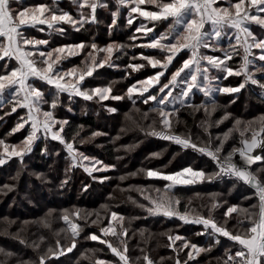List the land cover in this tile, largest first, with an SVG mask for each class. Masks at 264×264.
<instances>
[{
	"label": "snow or ice",
	"instance_id": "6c2138e0",
	"mask_svg": "<svg viewBox=\"0 0 264 264\" xmlns=\"http://www.w3.org/2000/svg\"><path fill=\"white\" fill-rule=\"evenodd\" d=\"M115 2L117 10L111 13L113 19L109 31L111 32L112 26L117 24L116 18L120 15L122 6L128 10V26H133L134 20L139 21L128 39L141 42L133 43L131 47L148 50L142 51L139 55L133 54L126 64L125 70L130 69L133 73L145 70V78H137L135 83L127 87L124 95H112L111 86L91 87L90 84L91 80L102 75L99 70L104 69L106 65L108 68L116 67L112 59L114 52H123L129 45L113 42L99 47L93 40L88 43L81 41L53 47L49 39H35L26 35L29 28L38 25H46L51 30L49 36L52 32L63 35L65 30L58 27L62 23L80 32L84 25L97 22V9L109 6L106 0H72V4L78 9L76 17L66 11L57 14V10L45 3L13 8L14 3L21 4L22 0H0V109L10 105L11 112L5 113L6 115L15 113L18 109L24 110V115L19 117L9 135L21 130L27 131V135L19 144L9 145L4 139H0V148L3 149L0 152V165H4L12 157H18L23 161L24 156L32 152L36 141L50 138L63 145L72 167L79 164L90 176L94 172L106 173L115 169V165L106 164L96 157H89L75 146L79 133L70 135L72 131L70 121L57 118L55 115L62 103L61 94L67 93L69 98L81 97L86 101L93 100L94 97L100 100L111 98L116 101L127 98L133 105L139 100L149 105V110L157 113L159 117L158 126L157 121L153 120L147 126L146 135L178 145L184 151L191 150L207 157L218 171L207 173L204 169L195 170L188 166L172 173L151 168L138 169V173H145L150 179L170 182L165 185V191L176 185L203 183L205 180L211 181L220 176L233 177L253 189L252 195L245 196V199L256 200L250 208L257 211L241 209L248 222L247 226L242 232H233L225 226L227 220L224 224L217 223L211 209L207 217L199 214L191 216L187 209L181 212L178 207L179 198L165 196L154 199L150 195H144L145 190L136 189L141 192L144 200L148 201L147 206L144 204L139 206L152 216L162 215L177 218L185 224L202 225L203 231L195 235L210 236L216 245L221 244L220 237L227 238L231 242V247L226 250L227 259L223 264H264V137L261 136L264 133V122L259 131H256L251 128L254 122H247L241 129L242 121L237 119L233 129L213 137L209 128L223 123V120L228 119V115L214 122L206 119L201 122V127L208 135L207 140H201L200 137L194 139L190 133H179L176 130L182 109L191 108L193 111L203 109L206 117H210L211 112L218 107L214 94L240 93L251 84L261 89V95L264 96V33L258 36L250 27L255 24L264 29V0H115ZM134 13L138 15L133 16ZM169 21L165 30H157L158 25ZM229 30L232 34L228 36L227 48H224L221 46V40L228 35ZM137 33L140 35H136ZM39 46L46 47L42 49ZM202 49L212 53L219 52L220 55H209ZM253 49L259 50V54H255ZM182 52L184 56H180ZM100 53L105 55L100 56ZM185 56L187 58H184ZM70 57L82 59L79 64H74L70 68L61 67L62 62ZM235 57L241 59L237 68H233L229 63L234 61ZM116 58L120 59V56ZM149 68L154 71L149 73L147 71ZM253 68L254 71L250 70ZM210 69L221 73L225 80L229 77L243 76V82L235 87L215 86L213 82L218 81L220 77L210 76ZM256 73L261 75L257 77ZM42 85H47L48 88L45 89ZM197 92L207 98L200 105L192 102ZM68 111L71 112L72 109L68 108ZM109 111L115 112L117 109L111 108ZM143 115L147 119L149 113L145 112ZM233 131H239L240 146L232 147L230 151L225 152V144ZM248 131H251L250 138L245 135ZM99 135L102 133H93V136ZM78 142L84 143L83 140ZM258 148L261 150L260 154L255 152ZM152 155L159 157L161 154ZM83 161H89L91 167L85 165ZM130 175L135 176L137 173ZM93 178L99 179L101 183L110 179L107 175ZM119 179L123 181L126 177L121 176ZM156 191L159 192L160 189ZM103 207L107 211V206ZM216 207V204L212 205L213 209ZM234 212H237V207L230 206L224 216L230 217ZM75 215L80 218L79 213ZM62 219L71 232L70 245L65 247L57 240L55 248L48 247L43 255L38 256V262L23 264H51L53 259L58 260L77 247V238L82 231L81 225L73 222L67 212ZM83 219L87 222V217ZM123 220V216L112 211L107 226L100 227L99 234L92 233L86 237L105 244L118 258L115 264H129L127 244L121 240L120 243L123 245L121 250L102 237L126 236L128 230L122 224L120 232L113 226V221ZM102 223L99 214L97 219L91 221V224L97 226ZM239 223L243 225L244 221ZM168 239L177 252L175 264H189L190 261L199 264L197 256L201 252L211 250L201 248L180 235L174 237L169 235ZM176 241H183L178 249L175 248ZM21 243L24 241L21 240ZM38 247L34 244V249ZM183 249L190 250L186 254L187 259L181 261L179 254ZM0 253L5 256L12 255L3 249H0ZM143 259L146 264H153L149 256L145 255ZM96 264L111 262L98 260Z\"/></svg>",
	"mask_w": 264,
	"mask_h": 264
},
{
	"label": "trees",
	"instance_id": "16d2710c",
	"mask_svg": "<svg viewBox=\"0 0 264 264\" xmlns=\"http://www.w3.org/2000/svg\"><path fill=\"white\" fill-rule=\"evenodd\" d=\"M39 3L52 6L53 0H23L24 6H34ZM107 3L108 11L105 12L103 8H98L97 22L84 25L80 32H76L70 25L62 23L58 27L65 30L63 35L52 32V35L49 36L51 30L45 26L29 28L26 35L35 39H49L50 45L53 47L81 41L88 43L93 40L99 47H104L111 42L133 43L128 37L134 33L139 21L134 20V25L128 26V10L121 6L120 15L116 18L117 24L112 26L110 32L109 26L113 19L111 13L117 10V6L115 0H108ZM65 9L76 17L77 12L72 8V2L67 1ZM168 23L170 21L158 25L157 30H165ZM228 43V38L221 40V46L224 48H227ZM45 47L40 46L42 49ZM142 51L148 50L140 49V53ZM123 52L127 54L124 55ZM123 52H114L112 59L117 66L108 68L106 65L104 69H100L102 75L97 76L95 80L89 78L91 85L114 86L117 90L112 89L113 94L119 92L124 95L127 87L137 78L141 79L145 70L136 73L131 72L130 69L125 70L126 64L131 60L133 54H138V50L134 51L133 47H127L123 49ZM99 55L103 56L104 53ZM117 56H120V59H117ZM180 56H184V53ZM81 59L82 57H70L62 62L61 67L70 68L74 64H79ZM229 63L232 67L239 66L241 59L235 57L234 61ZM147 71L151 72V69L149 68ZM256 75L259 77L261 73H256ZM229 79L233 83H228L225 86L226 82L223 81L225 82L224 87H235L243 82V76H234ZM42 87L48 88L47 85H42ZM261 91L257 86L249 84L240 93L214 94L218 107L214 112H211L209 106L210 117H206L203 109L199 111H193L191 108L182 109L179 113L180 122L176 124V130L179 133H190L194 139L200 137L201 140H207L208 135L201 127L202 121L206 119L209 122L219 121L226 113H235L240 115L241 129L247 122L252 121L254 123L251 128L258 131L264 122V96L261 95ZM206 99L202 93L197 92L192 102L200 105ZM80 101H85V105L82 106ZM61 102L56 115L70 121L72 129L70 135L79 133L75 145L78 150L84 154L95 155L108 164L118 166V171H115L114 179L101 183L99 179L93 177H101L104 173L94 172L90 176L79 165L72 167L71 160L63 146L55 141L46 145L44 139H40L39 143L33 147L32 152L24 156L23 161L20 158L11 159V162L5 164L7 168L0 170V196H2L0 229L2 226L7 231V227L11 226L12 222L13 225L16 223L17 219L10 222L5 220L7 216L23 220L25 224L16 236L8 235L11 232V227L4 234L0 232V249L6 253H12L11 256L0 253V264L38 262V256L43 255L48 247L55 248L57 240L65 247L69 246L71 232L62 219L65 212L69 214L73 222L81 225L82 231L77 238V247L58 260L53 259L51 264H96L98 260L105 261L106 259L116 261V257L105 244L86 238L92 233L99 234V228L107 226L112 211L124 217L122 222L113 221L117 232H120L121 224L128 231L126 236L113 237L110 235L106 239L114 246L120 247L121 250L123 245L120 241H125L131 264H146L143 259L145 255L149 256L153 264H175L177 252L171 246L169 235L173 237L180 235L201 248H210V251L201 252L197 256L196 260L199 264H223V261L227 259L226 250L231 247V242L227 238L220 237L221 244L216 245L210 236L195 235V233L203 231L202 225L185 224L177 218H167L162 215H149L144 208L139 206L140 204L147 206L148 201L144 200L141 192L136 189L145 190L144 195H150L154 199L165 196L179 198V210L184 212L187 209L191 216L199 214L207 217L211 209V214L217 223L224 224L227 220L225 226L233 232H242L247 226L248 222L244 213L240 211L241 209L257 211L250 208V205L256 203V200L245 199V196L252 195L253 189L235 178H225L218 182L216 177L211 181L205 180L203 183L176 185L165 191V185L170 182L147 178L145 173H138L137 170L151 168L159 169L164 173H172L188 166L195 170L204 169L207 173L218 170L204 156L180 150L171 143L159 141L155 137L146 135L147 126L153 120L157 121L158 126L159 117L157 113L149 110V105H145L139 100L135 105L127 98L120 101L111 100L112 105L117 109L116 114H107L104 105L93 101L88 102L80 97L69 98L65 93L61 94ZM4 108L0 111L2 117L0 123H3L0 128L2 137L9 136L7 129L12 127V115L17 113L6 115L5 113L10 112H5ZM68 108H71L72 111L69 112ZM118 112L124 115L123 118L119 117L120 113ZM145 112L149 113L147 119L143 115ZM115 115L120 120H116ZM111 117H115L114 120H111ZM98 118L106 120L107 124L103 127ZM233 119L236 120V118ZM6 123L7 127L3 129ZM225 125L226 123H221L218 126L210 127L209 132L213 137L222 135V128ZM102 128L106 129V133H115L114 136H104L103 139L97 136L83 144L78 142L82 135L92 136L94 132ZM84 132L85 134H82ZM18 134L20 133L17 132L15 137L10 135L8 138L18 140L22 137V135L19 137ZM245 135L250 138L251 131L246 132ZM240 139L239 131H233L231 138L225 144V152L230 151L232 147L240 146ZM153 153L161 155L156 157L152 155ZM131 173H137V175L132 176ZM121 176H125L126 179L121 181L119 179ZM28 180L37 186H28ZM128 180L131 182L128 183ZM5 185L8 187L6 188ZM156 189H160V191L157 192ZM23 195L28 196L29 199L25 200ZM82 197L87 198L82 199ZM12 200L14 201L10 202ZM213 204L217 205L214 209L212 208ZM103 206H107V211ZM230 206H236L237 212L226 217L224 213ZM76 213H79V219L75 215ZM97 214L103 221L99 226L91 224L92 220L97 219ZM84 217H87V222L83 219ZM239 221H244V224H240ZM102 238L105 239V237ZM21 240L24 243H21ZM182 243L183 241H176L175 248H180ZM34 244L39 246L38 249H34ZM189 250L183 249L180 252L181 261L187 259L186 254ZM234 251L233 248L232 252L234 253ZM189 264H196V262L190 261Z\"/></svg>",
	"mask_w": 264,
	"mask_h": 264
},
{
	"label": "rangeland",
	"instance_id": "374dc122",
	"mask_svg": "<svg viewBox=\"0 0 264 264\" xmlns=\"http://www.w3.org/2000/svg\"><path fill=\"white\" fill-rule=\"evenodd\" d=\"M67 1L68 2H72V0H53V4H52V6L51 5H49L48 4V6L50 7V8H52V9H54V10H57V14H59V12L60 11H66V6H67ZM106 2H108V0H106ZM28 6H30V5H28ZM22 7H27V6H24L23 5V0H22V3L21 4H16V3H14L13 4V8H22ZM149 7V6H148ZM72 8H74V10L77 12L78 11V9H77V6L76 5H73L72 4ZM104 9V11L106 12V11H108V7L107 8H103ZM67 12V11H66ZM46 15H47V13H46ZM138 14H135L134 13V16H137ZM104 19V18H103ZM103 19H102V21H103ZM140 19H143V18H140ZM38 26H45V27H47L46 25H38ZM36 27V28H39V27ZM251 29H252V31L254 32V34H256V35H261L262 33H264V29H261L258 25H255V24H252L251 26ZM206 28H210V26H206ZM232 33H231V30H229L228 31V35L227 36H225V37H223V39L224 38H228V36H230ZM136 35H140L139 33H137ZM222 39V40H223ZM234 41V40H233ZM141 41H135V42H133V43H140ZM111 43H113V42H111ZM114 43H117V42H114ZM133 43H128L127 45H129V47H131V45L133 44ZM117 44H119V43H117ZM40 47V46H39ZM134 48V47H133ZM136 50H138V54H136V55H139L140 54V49L139 48H134V51H136ZM207 49H202V51L203 52H205L206 54H209V55H212V54H215V55H217L216 53H211V52H207L206 51ZM253 52L255 53V54H259V50H257V49H253ZM181 54H183V52L181 53ZM180 54V55H181ZM105 55V54H104ZM218 55H220V54H218ZM184 58H187L186 56L184 57ZM61 65H63V64H61ZM238 67V65L236 66H234L233 68H237ZM65 69H67V68H65ZM250 70H252V71H254V68L253 69H250ZM154 70H152L151 69V72H153ZM151 72H149V73H151ZM210 76H217V77H220V79L218 80V81H214L213 83H214V85L215 86H218V87H224L223 85L225 84V82H226V85L225 86H227V84L228 83H233V81H230V79L229 78H231V77H229L228 79H223L222 78V74L221 73H219V72H217V71H215V70H212V69H210ZM143 78H145V75H143L142 77H141V79H143ZM223 81H225V82H223ZM133 83H135V82H133ZM90 86L91 87H97L96 85H91L90 84ZM106 86H108V85H106V84H104V85H99L98 87H106ZM112 87V86H111ZM112 89H114V90H117V88L115 89V87L113 86L112 87ZM65 94H67V93H65ZM112 95H121L119 92L118 93H114L113 94V92H112ZM7 98V97H6ZM72 98H75V97H72ZM81 98V97H80ZM206 98V97H205ZM81 99H83V98H81ZM84 100V99H83ZM111 98H109L108 100H100L98 97H94L93 98V100H90V101H88V102H91V101H93V102H95V103H97V104H101V105H104V108H106V112H107V114H112V113H115L116 114V111L115 112H111V111H109V109H111V108H115L113 105H112V103H111ZM84 102L85 101H80L79 103H81L82 104V106L83 105H85L84 104ZM45 107H47V106H45ZM4 108V107H3ZM4 110H6L5 112H11V106L10 105H7V106H5V108H4ZM0 111H1V109H0ZM57 111H58V109H57ZM57 111H56V113H55V115L57 114ZM84 112V111H83ZM118 113H120V112H118ZM117 113V114H118ZM24 115V110H19L18 109V111H17V113L15 114V115H12V119H13V121H12V127L11 128H9V129H7V130H9V131H7V132H9V133H11V130L16 126V124H17V122H18V119H19V117L20 116H23ZM225 115H228V119H225V120H223V123H226V125L222 128V132L223 133H225L226 131L228 132L229 131V129H231L232 127H233V125L235 124V121L237 120V119H239V114H235V113H226ZM224 115V116H225ZM57 116V115H56ZM123 116L124 115H122L121 113H120V115H119V117H121V118H123ZM130 116V115H129ZM223 116V117H224ZM0 117H1V113H0ZM115 117H116V120H120L119 119V117L118 116H116L115 115ZM115 117H111V120H114V118ZM222 117V118H223ZM57 118H61V119H65L64 117H60V116H57ZM233 118H236V120L235 119H233ZM108 120V119H107ZM98 121L100 122V124L101 125H103V127L107 124V121L106 120H103L102 118H98ZM102 122V123H101ZM8 123V122H7ZM7 123L6 124H4V126L5 127H3V129H6V127H7ZM221 124V123H220ZM2 126H3V123H0V128H2ZM102 127V126H101ZM102 130V131H101ZM99 129V130H97L96 132H100V133H102V135H99V137L100 138H102L103 139V137L104 136H109V137H113L114 136V134L115 133H106V129H104V128H102V129ZM259 131V130H258ZM20 134H18V136L20 137L21 135H22V137L20 138V139H18V140H15V139H9L8 137L10 136H7V135H4L3 137L2 136H0V139H4L5 140V143H7V144H9V145H14V144H19L20 143V141L21 140H23V138L27 135V131H25V130H21L20 132H19ZM95 133V132H94ZM16 133H14V134H11L12 135V137H15L14 135H15ZM82 134H85V132L84 133H82ZM83 136V135H82ZM81 136V138L79 139V140H83L84 141V143H86V141H88V140H90L91 138H94V137H97V136H83L82 137ZM156 138V137H155ZM39 141L40 140H38V141H36L35 142V144L33 145V147H35L38 143H39ZM50 142H54V141H52L50 138L48 139V140H46V145H48ZM55 142H57L58 144H60L58 141H55ZM81 144V143H80ZM83 144V143H82ZM61 145V144H60ZM63 146V145H62ZM97 146H100L99 144H97ZM257 150V149H256ZM3 151V149L2 148H0V152H2ZM80 152H82V151H80ZM85 155H87V156H89V157H96L97 159H99L97 156H95V155H88V154H85ZM13 158H18V157H12L11 159H13ZM11 159H9L5 164H7V163H9V162H11ZM83 163L85 164V165H88L89 167H91V164L89 163V161H83ZM104 163H106V162H104ZM0 165V170L1 169H5V168H7V166L6 165ZM106 164H108V163H106ZM79 165V164H78ZM81 167V166H80ZM97 167H99V166H97ZM81 168H83V167H81ZM84 169V168H83ZM115 171H118V166H116L115 167V169H112V170H109V171H107L106 173H104V174H102L103 176L104 175H107L108 177H110V180L111 179H114L115 177H114V174H115ZM128 183H130L131 182V180H128L127 181ZM27 184H28V186H37L36 184H34V183H32L30 180H28V182H27ZM127 184V183H126ZM23 197L25 198V200H28L29 199V197L28 196H26V195H23ZM87 198V197H86ZM85 197L83 198L82 197V199H86ZM14 200H12V201H10V202H13ZM2 202V196H0V203ZM13 204V203H12ZM12 206V205H11ZM14 219H17V221H16V223L13 225V222H12V224H11V226H8L7 227V231H8V228H12L11 229V232L8 234V235H12V236H16L17 235V233L19 232V230H20V228L22 229V227H23V225L25 224V223H23V220H19L18 218H16V217H9V216H7V219H5V220H7L8 222H10L11 220L13 221ZM193 224V223H192ZM20 225H21V227H20ZM1 231V233L2 234H4L5 232H7V231H5L4 229H3V227L1 226V229H0ZM105 239H106V237H105ZM99 242V241H98ZM116 259V261H117V257L115 258ZM116 261H113V260H105V262H111V264H115V262ZM129 264H131L130 263V261H129Z\"/></svg>",
	"mask_w": 264,
	"mask_h": 264
},
{
	"label": "built area",
	"instance_id": "2783aa9c",
	"mask_svg": "<svg viewBox=\"0 0 264 264\" xmlns=\"http://www.w3.org/2000/svg\"><path fill=\"white\" fill-rule=\"evenodd\" d=\"M157 140H159V141H163V142H168V141H164V140H161V139H159V138H156ZM168 143H170V142H168ZM172 145H174L175 147H177V148H179L180 150H182L178 145H175V144H173V143H171ZM184 151V150H183ZM189 152H192L191 150H188ZM193 153H195V152H193ZM261 153V150L259 149V152H258V154H260ZM195 154H198V153H195ZM207 158V157H206ZM218 170V169H217ZM233 179V177H229V176H220V177H217L216 178V181H218V182H221L223 179Z\"/></svg>",
	"mask_w": 264,
	"mask_h": 264
},
{
	"label": "bare ground",
	"instance_id": "6f19581e",
	"mask_svg": "<svg viewBox=\"0 0 264 264\" xmlns=\"http://www.w3.org/2000/svg\"><path fill=\"white\" fill-rule=\"evenodd\" d=\"M255 152H256V154H258V152H259V148H258L257 150H255ZM236 159H237V160L239 159L238 155H237Z\"/></svg>",
	"mask_w": 264,
	"mask_h": 264
},
{
	"label": "water",
	"instance_id": "95a60500",
	"mask_svg": "<svg viewBox=\"0 0 264 264\" xmlns=\"http://www.w3.org/2000/svg\"><path fill=\"white\" fill-rule=\"evenodd\" d=\"M261 136L264 137V133H262Z\"/></svg>",
	"mask_w": 264,
	"mask_h": 264
}]
</instances>
